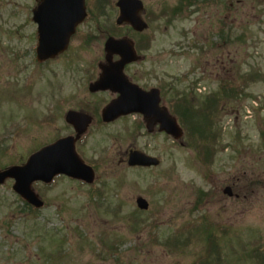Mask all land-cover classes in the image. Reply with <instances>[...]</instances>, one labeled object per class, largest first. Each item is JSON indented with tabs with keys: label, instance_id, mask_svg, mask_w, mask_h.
I'll return each mask as SVG.
<instances>
[{
	"label": "rangeland",
	"instance_id": "rangeland-1",
	"mask_svg": "<svg viewBox=\"0 0 264 264\" xmlns=\"http://www.w3.org/2000/svg\"><path fill=\"white\" fill-rule=\"evenodd\" d=\"M180 1L143 0L144 17L150 19L149 28L142 36H151L152 43L150 50L144 52L145 62L130 68L134 75L143 77L141 83L182 86L179 82L181 74L191 67L206 68L204 61L208 56L202 55L200 62V51L195 50L192 55H186L181 50L187 45L186 30H195L194 37L210 45L215 35L213 32L223 20L229 26L232 23L236 27L234 35L244 33L246 37L241 39L243 42L233 37L222 53H212L216 56L223 54L221 60L231 54L238 63L248 60L253 64H261L264 73V0H240L238 3L237 0H208L202 6L203 12L193 14L189 19H185L186 15L167 23V16L159 18L162 10L172 11ZM36 4V0H0V147L11 152L8 160L4 159L6 166L11 164L9 161L23 162L33 150L53 141L58 131L61 134L70 131L63 115L74 107L78 97L85 99L89 96L84 83L79 87L83 76L77 78L78 75L71 71L72 61L77 58L76 63L96 62L103 57L105 38L92 39L90 44L81 43L88 29V26H83L70 44L67 56L52 64V70H59L61 75L54 78L51 76L52 70H41L34 60L36 25L32 22V9ZM135 37L141 38L138 35ZM238 63L236 66H239ZM246 64L242 65V73L248 71ZM226 66L231 68L229 64ZM36 69L39 70L35 74ZM234 72L230 70V74ZM207 74L210 80L201 86L205 85L208 89L217 87V77L226 76L221 70L212 72L209 66ZM57 83L64 85L62 92L60 87L57 92ZM253 85L252 94L259 96L260 102L264 104V80ZM16 95L18 101L15 100ZM108 97L105 95L93 99L103 104ZM57 99L62 100L60 107L54 105ZM198 99L200 95L195 101ZM253 100L246 97L233 105L227 103L222 113L224 115L219 120L222 130L213 164L216 175L210 182L205 178V169L200 167L191 148L174 143L158 133V128L154 136L132 135L127 125L132 130L136 121L129 118L94 131L90 141L82 146L90 159L101 157L105 148H110L105 151V156L108 155L106 162L97 170L100 179L108 182L97 184V187L106 189L103 203L99 204L98 209L89 200V186L61 178L49 187L36 185L48 204L35 215L28 214L26 217L18 209L22 204L11 187L12 182L1 185L0 264H118L116 260L121 254V264H193L195 258L203 253V241L180 253L172 252L166 242L177 229L204 213H208L218 224L238 229H233L228 237L222 239L226 246L222 264L233 258L235 260L232 261H237L235 257L244 252L238 248V240L239 244L247 243L252 247L262 245L264 249V187L245 190L246 193L237 188L241 191L239 199L228 198L222 193L226 186H232L237 192L233 183L240 174H245L243 170H248L247 163H254L251 166L255 169L253 171L264 175V143L260 135L264 131V111L253 112L252 118L248 107L253 109ZM55 110L59 112L57 120L44 123L43 120ZM10 116L18 121L15 124L18 127L5 133L3 123L10 122ZM29 116L36 119L30 121L27 119ZM131 147L160 156L161 165L141 170L125 168L121 160ZM261 155L263 157L259 165L252 161V158L254 160V157L259 158ZM3 158V154H0V166L3 165ZM200 189L216 193L207 199L204 206L202 204L203 208L196 211L193 208L198 206ZM138 195L147 198L151 211L140 212L141 219L136 220L133 216L137 211L135 201ZM108 201L112 202V206L120 203L122 207L117 210L118 214L109 210ZM152 219L157 220L150 222ZM37 223L47 224V228L43 230L41 226H36ZM154 230L159 235V244L151 242ZM104 233L109 241L118 237L125 240L116 244L122 251L117 257H111V254L107 257L109 248L102 240ZM61 249L66 250L58 252ZM243 259L248 264L251 257Z\"/></svg>",
	"mask_w": 264,
	"mask_h": 264
},
{
	"label": "water",
	"instance_id": "water-1",
	"mask_svg": "<svg viewBox=\"0 0 264 264\" xmlns=\"http://www.w3.org/2000/svg\"><path fill=\"white\" fill-rule=\"evenodd\" d=\"M126 41L122 45H119V47L127 45L128 48L129 41H127L128 43ZM117 73L120 74L119 72ZM111 115L112 113L110 112L109 107L105 111L104 117L106 119H110L112 118ZM145 115L147 118L152 119L149 124L150 127H153L157 121H163L165 129L171 131V133L175 136L179 135L175 120H165L169 115L164 108L153 107L152 109L146 111ZM76 126L78 127L80 133L84 130V128L80 127H85L84 125H78V123ZM83 168L84 167L79 163V160L74 152V140L72 138H67L32 156L26 166L14 168L9 172L4 173L3 176L10 175L16 177L17 184L15 185V188L20 190L29 201L39 206L42 203L38 200L37 196L31 189V185L34 180L43 179L44 181H50L59 172H65L72 175L79 174L80 170ZM139 205L141 207H147V202L143 199H139Z\"/></svg>",
	"mask_w": 264,
	"mask_h": 264
},
{
	"label": "trees",
	"instance_id": "trees-1",
	"mask_svg": "<svg viewBox=\"0 0 264 264\" xmlns=\"http://www.w3.org/2000/svg\"><path fill=\"white\" fill-rule=\"evenodd\" d=\"M182 114L184 115V113H183V112H182ZM198 130H202V129H199V128H198Z\"/></svg>",
	"mask_w": 264,
	"mask_h": 264
}]
</instances>
